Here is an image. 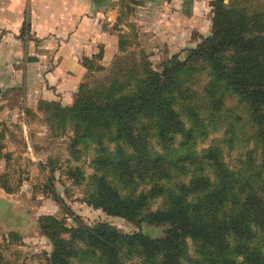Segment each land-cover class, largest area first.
<instances>
[{
  "label": "trees",
  "instance_id": "1",
  "mask_svg": "<svg viewBox=\"0 0 264 264\" xmlns=\"http://www.w3.org/2000/svg\"><path fill=\"white\" fill-rule=\"evenodd\" d=\"M148 65H119L98 86L81 84L70 106L40 103L58 129L72 124V151L96 152L87 202L138 228L125 233L103 222L75 229L42 216L54 245L49 264H68L78 252L85 264H264V2L217 0L203 43L161 72ZM222 127L223 139L198 148ZM242 135L255 148L231 168L224 143ZM70 173L86 179L79 167ZM157 227H165L162 236L149 232Z\"/></svg>",
  "mask_w": 264,
  "mask_h": 264
},
{
  "label": "rangeland",
  "instance_id": "2",
  "mask_svg": "<svg viewBox=\"0 0 264 264\" xmlns=\"http://www.w3.org/2000/svg\"><path fill=\"white\" fill-rule=\"evenodd\" d=\"M216 1L199 0L195 20L187 26L174 19L171 22L175 24L154 25V16L150 18V25L148 22L143 24V16L139 13L142 9L137 6L129 11L124 9L128 14L127 17L123 14L122 22L130 25L123 29L124 32H120L123 49H119L112 61L105 65L97 61L102 57L95 58L94 64L88 67L87 75L78 85L73 102L81 84L98 86L105 77L115 73L119 65L131 67L144 61L149 63L150 68L161 72L164 63L174 56L185 59L191 50L212 34ZM229 1L225 0V3ZM135 17L136 20L130 22ZM146 26L156 27L158 31L143 30ZM159 27L162 29L159 30ZM181 27H185L186 31L180 30ZM8 98L11 110L0 113V197L9 203L7 212L0 214V264H49L54 245L41 230L40 219L45 215L64 221L68 228L76 229L84 224L96 227L105 222L125 233L137 231L138 228L125 218L108 215L87 202V183L94 173L90 165L96 152L92 148L85 150L83 145H78L77 150L72 151V124L69 122L62 129L53 125L49 112L40 104L43 100L32 108L27 104L28 100H21L18 92L11 93ZM228 101L230 106L236 104V100ZM55 102L64 106L73 103L67 105L61 100ZM242 115L247 116L245 109ZM218 129L211 132L207 141L199 142L198 148L209 146L215 139H223L226 128ZM253 130V127H247V135H252ZM235 132L241 135L240 126H235ZM245 139L242 135L240 140L234 141L232 138L231 142L224 143L225 160L231 168H236L246 152L255 148L253 139L250 142ZM76 167L81 168L86 179L77 182L79 179L71 175L70 171ZM161 203L162 199H158L152 208L156 209ZM164 230L165 227H157L153 235L162 236ZM61 238L69 240L71 232H62ZM77 243L82 244L78 240ZM188 243L189 251L193 253L194 244L191 240ZM68 259V264L86 263L85 257L79 252L70 255Z\"/></svg>",
  "mask_w": 264,
  "mask_h": 264
},
{
  "label": "crops",
  "instance_id": "3",
  "mask_svg": "<svg viewBox=\"0 0 264 264\" xmlns=\"http://www.w3.org/2000/svg\"><path fill=\"white\" fill-rule=\"evenodd\" d=\"M198 4L199 0H0V113L11 110L8 97L15 92L32 108L41 100L71 104L89 71L87 62L101 53L97 61L105 65L119 51L120 32L130 25L122 22L123 14L127 17L132 7L142 9L143 24L150 25L154 16V25L174 19L187 26L195 20ZM143 30L158 31L152 26Z\"/></svg>",
  "mask_w": 264,
  "mask_h": 264
},
{
  "label": "water",
  "instance_id": "4",
  "mask_svg": "<svg viewBox=\"0 0 264 264\" xmlns=\"http://www.w3.org/2000/svg\"><path fill=\"white\" fill-rule=\"evenodd\" d=\"M8 208L9 203L4 198L0 197V214L7 212ZM149 232L152 233L153 228H149Z\"/></svg>",
  "mask_w": 264,
  "mask_h": 264
}]
</instances>
